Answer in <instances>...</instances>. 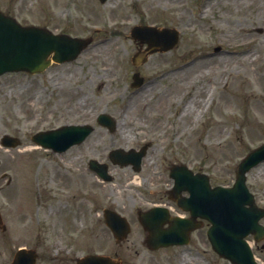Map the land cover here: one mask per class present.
<instances>
[{
    "label": "rangeland",
    "instance_id": "rangeland-1",
    "mask_svg": "<svg viewBox=\"0 0 264 264\" xmlns=\"http://www.w3.org/2000/svg\"><path fill=\"white\" fill-rule=\"evenodd\" d=\"M33 1L0 0V9L12 10L25 22H46L41 13L47 11L46 1ZM209 3L203 16L201 3H184L176 12L181 20L177 27L185 31L182 38L138 66L130 62L131 45L118 38L43 73L0 76V136L10 133L32 144L30 136L38 130L68 122L94 126L87 140L60 154L0 145V213L6 226L0 230V264H9L20 245L37 250L36 264H73L87 253L144 264L143 229L136 214L146 206L148 188L130 182L128 167L108 161L112 148H137L150 141L140 183L142 177L149 181L151 167L172 160L201 168L216 184L233 182L236 163L264 140V0ZM167 16L170 24L176 23ZM249 38L255 39L254 48L244 58L234 52L244 46L235 45ZM216 40L227 41L222 46L226 51L213 53ZM193 57L194 62L183 65ZM134 70L153 77L154 83L133 90ZM189 100L195 106L182 114L181 102ZM102 111L118 127L99 126L95 117ZM120 127L128 133L122 144L115 142ZM90 158L106 162L111 179L98 178L88 168ZM247 185L264 205V164L248 172ZM104 207L130 222L121 242H115L104 223Z\"/></svg>",
    "mask_w": 264,
    "mask_h": 264
},
{
    "label": "water",
    "instance_id": "water-1",
    "mask_svg": "<svg viewBox=\"0 0 264 264\" xmlns=\"http://www.w3.org/2000/svg\"><path fill=\"white\" fill-rule=\"evenodd\" d=\"M30 33H34L38 37L29 40L28 38H32ZM48 39L51 40L46 32H42V30L36 28H21L11 19L2 16L0 13V74L7 70L27 69L35 71L44 68L48 63L45 59L48 50L44 49L45 45H49ZM175 40L176 36L173 37L171 43ZM51 44L57 47L55 39L51 41ZM32 45H35L34 49L31 48ZM33 52H36V54ZM101 118L112 124L107 115H102ZM89 131L90 127L86 125H65L57 129L38 132L32 136V139L44 146L61 151L71 144L81 141ZM3 139L9 140L10 144H15V140L11 137L5 136ZM125 155L121 149H116L111 152V156L115 160L122 159ZM263 157L264 144L249 153L239 163L236 171V179L231 188L216 187L209 189L202 180H197L185 170H180L175 173H181L179 177H182L181 179L179 177L176 178L177 187L180 184L179 186L187 188L190 192L189 197L181 202L182 206L189 208L191 213L197 211L199 208V211H201L199 212L200 214L205 215L214 222L212 228L215 231L212 234L214 246L221 253L231 257L237 264H251L250 254L246 250V244L241 240V237L250 230V227L258 217V214L253 213L251 210L253 209V204L250 195L245 190V171ZM93 167H97L99 173L108 178V175L105 173V168ZM197 182L203 186L200 187ZM245 203L250 204V207H245ZM161 215L159 208H153L149 212L141 213L139 218L143 226L153 230L152 222L156 225L158 223L156 218ZM148 219H152L153 221L150 222ZM105 220L118 239L125 236L129 230L126 219L116 212L105 210ZM185 223L187 221H184V219L177 218L170 229L167 230V233H171L170 235L158 231V235L153 236L155 237L156 244L176 242L178 236L180 237V234H176V232H179ZM34 257L35 253L32 249L20 248L14 254L11 264H33ZM79 264L115 263L107 256L92 254L82 258Z\"/></svg>",
    "mask_w": 264,
    "mask_h": 264
},
{
    "label": "flooded vegetation",
    "instance_id": "flooded-vegetation-1",
    "mask_svg": "<svg viewBox=\"0 0 264 264\" xmlns=\"http://www.w3.org/2000/svg\"><path fill=\"white\" fill-rule=\"evenodd\" d=\"M47 11L46 24L52 34H64L75 38L88 39L87 46L112 45L116 39L126 40L131 45V52L142 50L146 44L133 37L132 30L136 26L153 25L166 27L170 19H178L176 12L182 9L188 0H45ZM203 0H190L192 6H198ZM42 3V2H41ZM43 5V3H42ZM192 26V24H188ZM194 30V29H193ZM126 51V50H125ZM132 52V53H133ZM129 54L130 56L132 55ZM161 53V52H159ZM157 54L154 52L152 55ZM146 58V59H147ZM152 158V157H151ZM150 162L152 160L150 159ZM181 161H161L159 165L151 167L149 181L142 177L147 191L146 209L154 206H166L172 216L182 215L188 217L189 213L183 211L173 200V197L186 195L183 191L173 190V179L170 176L171 168ZM264 164V162H263ZM199 170V169H198ZM210 180V177L209 179ZM211 182V180H210ZM212 183V182H211ZM262 200V199H261ZM257 205L264 207L262 201ZM264 225V217L260 220ZM196 228L191 230L188 245H169L151 248L143 246L144 254L140 259L144 264H232L228 259L220 257L214 250L208 236L211 223L197 216L194 219ZM165 226V225H164ZM141 237L146 241L147 232ZM250 248L264 264V233L256 231L245 236ZM140 252L138 251V254ZM208 254V256H207Z\"/></svg>",
    "mask_w": 264,
    "mask_h": 264
},
{
    "label": "bare ground",
    "instance_id": "bare-ground-1",
    "mask_svg": "<svg viewBox=\"0 0 264 264\" xmlns=\"http://www.w3.org/2000/svg\"><path fill=\"white\" fill-rule=\"evenodd\" d=\"M248 56H249L248 54H244V58H248ZM193 104H194V100L189 101L188 104L186 105V108L183 110V112L186 113L188 110H192ZM194 106H195V104H194ZM128 108H129V106L126 107L125 111ZM261 115L263 116L264 113H261ZM116 126L118 127V122L116 123ZM118 134H119V137L115 142L118 144H122L121 142L125 143L127 141V137H128V133H127V130H125V127H120ZM26 148L28 149L29 147H26ZM136 180H137V177L134 175L130 178V182H132V183H135ZM19 189L20 190L18 192L19 193L22 192V189L21 188H19ZM18 192H17V194H18Z\"/></svg>",
    "mask_w": 264,
    "mask_h": 264
}]
</instances>
